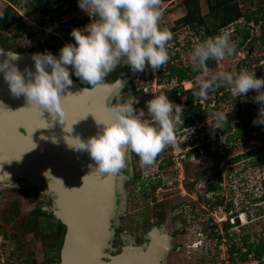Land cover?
Here are the masks:
<instances>
[{"label": "rangeland", "instance_id": "rangeland-1", "mask_svg": "<svg viewBox=\"0 0 264 264\" xmlns=\"http://www.w3.org/2000/svg\"><path fill=\"white\" fill-rule=\"evenodd\" d=\"M31 1L15 0L14 8L27 27L18 29L14 26L2 32V39L13 46L9 51L22 53L37 52V49L48 51L54 46L62 48L65 44L71 43L68 37L74 41L72 44H75L74 38L70 35L71 31L83 29L92 22V19L93 21L96 19L73 5L57 11L51 0L49 4L42 3L36 13L26 16L27 6ZM184 2L185 0H162L160 26L173 33V39L167 44L171 57L168 64L159 71L146 67L144 72H136L135 78L130 81L135 82L136 91L129 89L127 84L125 87L127 90L124 88L120 93L123 99L135 96L140 102H144L145 109H140L139 103L134 107L138 112L143 111L142 118L149 122L151 117L146 108L147 96L152 98L160 94L170 96L169 92L178 86L176 78L169 79L170 66L188 67L192 71L190 57L193 47L196 43L203 41L202 36L207 35L204 26L214 24V18L209 16L207 0H199L201 13L196 15L192 24H177V21L187 14ZM8 5L9 2L6 0H0V11ZM233 6L239 8L243 16L258 17L259 23L253 25V22H247L246 17H241L237 22L221 29L231 33L238 28L242 30V34L249 32L250 37L242 48H237L235 55L219 64L210 60L208 67L212 72L225 70L238 73L241 70H247L255 73L257 78H264V19L263 13L258 11L261 8L264 10V0H237ZM86 18H89L90 22L82 24ZM234 42L237 45L238 40ZM56 57L58 58L59 55ZM129 69L130 66H125L122 62L103 82H113L114 77L127 74ZM69 71L71 78L80 82L71 66ZM195 77L193 81L181 83L184 90L195 89ZM221 87L225 88L224 93L218 97L209 96L207 100L202 101L201 110L188 112L189 109L192 110L191 105L187 104L185 96H181L183 125L191 121L192 126L188 128H182L183 125L177 126L178 146L165 149L158 155L153 166L142 167L139 156L132 153L133 175L129 181H126L127 201L125 212L120 216V222L122 218L125 220L121 222L125 226V233L131 236L134 242L137 234H141V228L134 227L132 222L146 217L148 208L151 207L150 202H154L157 208L160 200L170 196L159 204L164 211L169 208L170 202L174 207L191 203L188 195L194 192L206 207L202 214L204 215L203 228L199 229V232L203 233L202 251L199 249L195 254L191 253L190 249L186 251L182 249L171 254L166 264H261L252 258L251 254L247 262H242V255H232L231 250L241 248L243 252V238L255 243L264 238V165L258 163L264 154V125H260L257 133H249L250 129H246L240 135L231 133L232 135L229 136L232 138L229 140H226L227 134H221L225 131L224 125L221 129H213L211 127L215 125L213 114L222 112L227 116L235 107L237 100L232 96L226 98L225 93L230 90L227 87ZM139 90H142L145 95L141 96L138 93ZM256 94L255 91H250L239 100L248 104ZM196 104L197 102H194L192 105L196 106ZM217 130L220 132L217 133ZM195 150L197 151L193 152ZM250 152L253 155L247 157L246 154ZM240 156H243L240 161H233ZM197 175L198 182L193 183ZM218 181L220 189L210 192V184L218 183ZM6 185L0 187V264H32L33 261L41 263L46 262V258H54L53 264H60L56 254L47 253L50 245L58 238L54 223L47 225V217L42 216L38 217V221L42 222L41 228L20 226L21 222L23 225L26 223L30 213L39 205H49L51 198L29 184L27 186L17 182ZM202 197L206 200L209 198V203H205ZM219 198L224 201L222 205L217 203ZM229 204H232V207H229ZM212 205L213 210H211ZM18 208L19 222L6 221L8 211L18 210ZM207 208L210 212L206 211ZM211 213L214 214V220L217 223L214 222L215 234L220 237L214 241L207 240L205 236L206 223L212 217ZM202 215L200 213V216ZM242 216H244V222L240 219ZM227 220L231 224L228 231L225 230ZM172 228L178 230L179 225ZM191 235L194 238L197 237L195 230H191ZM126 237L127 235L124 238ZM137 241L140 243V240Z\"/></svg>", "mask_w": 264, "mask_h": 264}, {"label": "clouds", "instance_id": "clouds-1", "mask_svg": "<svg viewBox=\"0 0 264 264\" xmlns=\"http://www.w3.org/2000/svg\"><path fill=\"white\" fill-rule=\"evenodd\" d=\"M78 6L96 19L83 29L71 31L75 44H65L58 58L47 51L35 53L32 55L35 71L28 67L21 71L16 63L21 59L18 53L0 51V56L5 57L0 62V73H3L11 94L25 98L27 107L24 108L34 109L41 115L46 110L53 120L58 118L61 124H66L64 131L68 133L82 120L70 127L67 125L63 93L73 85L69 66L81 82L91 84L93 89L122 62L133 72H144L146 67L159 71L171 59L167 44L173 39V33L160 26L162 0H79ZM0 17H3L2 13ZM236 51V43L223 30L194 45L190 57L192 71L197 73L193 96L207 100L221 86L229 88L236 99L255 91L257 94L253 101L261 107L253 124L264 125V78H257L255 73L247 70L212 72L208 67V61L214 60L219 64L235 55ZM114 97L116 103L106 109L105 119H96L97 124L103 125L102 131L87 140L79 136L65 137L69 148L90 155L95 162L94 172L101 175L119 173L125 167L129 151L139 156L142 167L153 166L165 149L178 146L177 126L184 123L182 105L175 104L165 94L155 95L146 102L151 117L149 122L142 118L144 112H138L134 107L139 103L135 96L123 99L117 92ZM213 117L215 125L211 127L221 129L226 122L225 114L216 112ZM48 127L50 125L46 123L45 127L39 128ZM36 147L34 144L32 149Z\"/></svg>", "mask_w": 264, "mask_h": 264}, {"label": "water", "instance_id": "water-1", "mask_svg": "<svg viewBox=\"0 0 264 264\" xmlns=\"http://www.w3.org/2000/svg\"><path fill=\"white\" fill-rule=\"evenodd\" d=\"M35 53H18L21 59L16 63L21 71L26 67L35 71ZM4 59L0 56V62ZM135 76L136 72H131L128 77L103 82L93 89L72 78L73 85L63 93L67 125L82 120L68 133L64 131L66 124L58 118L53 120L46 110L41 115L24 108L25 98L14 97L0 73V182L24 178L52 199V206L46 209L66 227L60 264H166L171 242L164 228L153 231L150 242L142 245L126 237L129 245L117 254L111 253L113 221L125 212L126 181L133 175L132 152L126 153L125 167L119 173L101 175L94 172L95 162L87 152L74 151L65 140L66 136L87 140L102 131L103 125L96 119H105L106 109L114 104V95L121 93ZM85 89L91 90L83 92ZM46 123L50 127L39 128ZM36 128L39 129L32 134ZM33 143L37 145L35 149Z\"/></svg>", "mask_w": 264, "mask_h": 264}, {"label": "trees", "instance_id": "trees-1", "mask_svg": "<svg viewBox=\"0 0 264 264\" xmlns=\"http://www.w3.org/2000/svg\"><path fill=\"white\" fill-rule=\"evenodd\" d=\"M9 2V5L0 13L3 14V17H0V48L4 50H11L13 46L9 43H7L5 40L2 39V32L5 31L8 28L17 26L18 29H25L27 26L22 22V17L19 15V12L14 8L16 2L15 0H6ZM55 4V10L59 11L62 10L64 7L68 5H73L75 8H79V0H51ZM237 0H207L210 12L209 16L210 18H214V24L213 26L206 25L204 26L205 32H207V35L202 36V40L210 37V36H215L220 33L221 29L224 27L233 24L237 22L241 17H246L247 22H253L254 23H259V18L248 15V16H243L242 12H240L239 8H235L233 6L234 2ZM42 3H50L49 0H32L30 4L27 6L28 11L26 12V16L32 15L36 13L40 8ZM185 5L187 8V14L183 17L180 18L177 21V24H183V25H188L192 24L194 19H196V15H200L201 10H200V5H199V0H185ZM260 13H263L262 18L264 19V10L263 8L258 10ZM255 15V14H254ZM254 17V18H252ZM90 22L89 18H86L85 21L82 24H87ZM206 23V22H205ZM205 25V24H204ZM231 35L232 40H238L237 42V48L240 49L243 47L244 43L247 42V40L250 37L249 32H245L242 34V30L236 29V31H232L229 33ZM69 42L73 43L74 41L70 39L69 37L67 38ZM241 40V41H240ZM60 49L59 46H54L52 49L48 50L47 52H51L53 55H59L60 54ZM38 53H43L46 52V50L43 49H37ZM133 72L131 68L129 69V72L127 74H121L120 76L114 77L113 82L116 81L119 78H125L130 75V73ZM71 73V72H70ZM169 79L171 78H176L178 82V86L171 90L169 92V99H171L172 102L175 104L181 105V96H185L187 98V104L191 105L192 110L189 111H194V110H201L202 109V101L201 99L194 98L193 92L195 89H189V90H184L183 87L181 86V83H184L186 81H193L194 77L197 75V73H194L193 71L190 70L188 67H180V66H170L169 68ZM81 82V80H80ZM84 86L91 87V84L88 83H83L81 82ZM129 89L135 90L137 89L135 82H130L128 83L127 86ZM127 90V88H125ZM230 90V89H229ZM225 88L219 87L214 93H211L209 96H215L218 97L221 93H224ZM138 93L141 94V96H144V92L142 90H139ZM179 94V95H178ZM231 92L228 91L225 93L226 98H230ZM127 99V98H126ZM139 100V98L137 97ZM147 101L150 99H153L152 96H147ZM194 102H197L196 106L192 105ZM139 107L140 109H145V104L144 102L139 101ZM261 105L254 102L253 98L248 104L243 103L241 100L237 99L235 103V107L233 110L227 114L226 116V122L224 124L225 131H222L221 134H227L228 138L226 140L231 139L232 137L229 135H232L231 133H238V135L243 134L246 129H250V132H255L257 133L260 130V125H254L253 121L257 118L258 112L260 109ZM192 126V122H186L182 128H188ZM220 130H217V133H219ZM185 145H183L184 147ZM197 150L193 151L196 152ZM253 153L250 152L249 154H246L247 157L252 156ZM243 156H240L238 158H235L233 161L237 162L242 159ZM171 163V162H170ZM259 165H264V154L261 156L260 161L258 162ZM217 183V182H216ZM210 184L209 186V191L210 192H215L220 189V183L216 184ZM218 205H222L224 203L223 199H218L217 200ZM229 207H232V204H229ZM19 208L18 210H10L8 211L7 219L6 221H13V222H19L17 220L19 218ZM46 216L47 217V225L54 223L55 228L57 229L58 233V238H56L53 241V244L50 245V250L47 253H54V255H57V258L60 262V251L61 247L64 241L65 233H66V227L58 220L54 218L52 213L48 214L44 209L43 206H38L36 210L32 211L29 215L28 220L26 223L23 225V222L20 223L21 227L24 228H31V226H36L41 228V221H38V217ZM52 222V223H51ZM16 224V223H15ZM231 224L227 221L225 222V230L228 231ZM243 242L246 244V248L248 249L247 253L244 254L242 252V262H245V260H248L247 255H252V258H254L256 261H259L261 264H264V238H262L258 243L255 242H248L247 238H243ZM237 249V248H236ZM235 248L231 250L232 255L235 253ZM53 250V251H52ZM238 252L241 251L240 249H237ZM236 251V252H237ZM54 259V258H52ZM50 258H46V262H35L33 261L32 264H53L54 260ZM59 264V263H58Z\"/></svg>", "mask_w": 264, "mask_h": 264}, {"label": "flooded vegetation", "instance_id": "flooded-vegetation-1", "mask_svg": "<svg viewBox=\"0 0 264 264\" xmlns=\"http://www.w3.org/2000/svg\"><path fill=\"white\" fill-rule=\"evenodd\" d=\"M21 131L24 132V130L22 129ZM198 178L199 177L197 175V178L193 180L192 182L197 183ZM17 182L18 183L22 182L23 184H27L28 186L27 180H25L24 178H16V179L11 180L9 183L0 182V187L5 186L6 184H13V183L15 184ZM188 196L191 199V203H188V204L184 203L180 206L174 207L172 206V203L170 202L169 208H166V210L164 209V211L161 210V208L159 207L160 206L159 204L164 202L165 199L170 198V196L166 197L165 199L160 200L159 202L157 201L158 202L157 208L155 207L154 202H150L151 207L148 208L149 212L146 215V217L144 219L139 218L137 220H133L132 222L134 227L138 228L140 226L141 228V234L139 235L137 234L136 238L134 237L135 238L134 244L138 243V245L139 244L142 245L144 243H149L151 233L155 231L156 229L160 230L164 228V232L169 235L170 242H171V248L167 256V259L169 258L171 254L181 251L182 249L185 251L190 249L189 251L191 253L194 252L195 254L197 253L199 249H201L202 251L203 240L201 239V237L203 236V233L199 232V229L203 228V223H202L203 218L202 217L204 215L202 214L203 212H205L204 208L206 207L199 201L200 198L197 197V193L192 192ZM50 200L51 202L49 205H46V204H45L46 206H43V204L39 205V206H43V209L48 214L51 213L49 210L46 209L52 206V199ZM209 200L210 199L207 198V200L205 199L204 202L209 203ZM213 209H214V206L212 205L211 210ZM206 211L210 212V209L207 208ZM200 213L202 216H200ZM211 215L212 217L206 223L207 232H205L206 233L205 236L207 240L214 241V240H217L219 236L218 234H215L216 228H215L214 222L216 223V220H214V214L211 213ZM120 216L121 215L117 217V220L113 221V225H112V230H113V240H112L113 250L111 251L112 254H117L121 252L123 247L129 245L130 243L129 242L130 240L128 241L127 239H124L125 235H127L128 238H130L131 236L125 233L126 232V230L124 229L125 226L123 223H121V222H125V220L122 218L120 222V218H121ZM176 225H179L178 230H174L172 228V226L175 227ZM191 230H195V234L197 236L196 238L192 237ZM137 240H140V243ZM245 244L246 243L244 242V245H243L244 254H246L248 251ZM241 251L235 252L234 255L235 254L237 256L242 255ZM247 261L248 260H245V262Z\"/></svg>", "mask_w": 264, "mask_h": 264}, {"label": "bare ground", "instance_id": "bare-ground-1", "mask_svg": "<svg viewBox=\"0 0 264 264\" xmlns=\"http://www.w3.org/2000/svg\"><path fill=\"white\" fill-rule=\"evenodd\" d=\"M242 221L244 222V216L241 217ZM148 238V237H147ZM129 241V239H127Z\"/></svg>", "mask_w": 264, "mask_h": 264}, {"label": "built area", "instance_id": "built-area-1", "mask_svg": "<svg viewBox=\"0 0 264 264\" xmlns=\"http://www.w3.org/2000/svg\"><path fill=\"white\" fill-rule=\"evenodd\" d=\"M202 199H203V200H205V198H204V197H202ZM233 223H234V222H233Z\"/></svg>", "mask_w": 264, "mask_h": 264}]
</instances>
